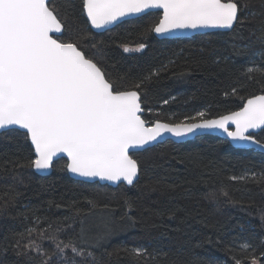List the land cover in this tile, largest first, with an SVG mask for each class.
Returning <instances> with one entry per match:
<instances>
[{
  "label": "snow or ice",
  "instance_id": "6c2138e0",
  "mask_svg": "<svg viewBox=\"0 0 264 264\" xmlns=\"http://www.w3.org/2000/svg\"><path fill=\"white\" fill-rule=\"evenodd\" d=\"M77 7L86 31L106 29L125 17L158 10V21L146 28V32L158 37L185 31L231 32L237 25L251 23L257 15L248 11L253 7L252 0H78V5L75 0H65L63 7L53 0H0V130H23L24 139L30 142L26 156L5 163L41 172L53 168L62 154L66 160L61 171L86 179L134 187L143 172L154 185L149 187L146 183L144 187L153 195L160 188L174 192L179 185L167 173L142 169L133 150H147L155 142L162 143L165 134L182 138L198 131L218 130L224 137L222 143L240 148L255 146L264 151V142L252 134L253 130L264 129V51L255 54L259 60L254 56L246 65L237 67L233 57L246 54L250 44L241 46L233 42L226 49L214 46L211 39L202 40L195 53L185 59L186 70L173 71L175 61L169 60L123 86L124 76L110 78L106 68L89 55L87 35L68 33L69 19L74 17ZM260 7L264 9V0H260ZM260 15V27L252 35L264 45V12ZM200 34L210 37L214 33ZM122 47L129 53L141 52L147 45ZM91 48L97 49V43L91 44ZM196 70L216 76L227 74L232 83L224 96H238L241 106L212 118L206 111H197L176 122L142 118V92L146 85L162 73L172 71L175 79L183 81ZM253 84L259 85V94L240 95ZM168 103L169 100H163V104ZM168 119L171 121V117ZM179 162L185 163L183 159ZM229 180L264 184V171L259 175H232ZM160 195L164 192L160 191ZM220 196L235 203L226 191H221ZM206 198L218 199L212 192ZM174 200L169 197V203ZM87 203V212L76 208L74 213L80 217L78 231L74 219L71 224L64 222L53 229L51 224L42 227L38 218L24 232L4 237L0 248L4 252L10 248L25 264H33L37 258L38 264H97L94 249L142 222L131 214L135 205L128 200L119 216L108 205L101 207L91 200ZM181 210L175 206L166 211L157 209L155 215L160 221L165 217L174 221ZM68 219L72 217L65 221ZM261 223L264 224V213ZM158 226L151 224L153 228ZM69 232L73 234L60 239L61 233ZM45 242L51 245L50 252L45 249ZM205 244L212 245L213 241L207 238L194 247ZM259 247H264V240ZM239 250L241 254L237 255L235 247L228 248L234 264L264 261V252L257 256V247L251 243L239 245ZM115 251L117 255L123 253L132 264H180L179 253L170 255L162 249L121 246ZM107 255L111 257L112 253Z\"/></svg>",
  "mask_w": 264,
  "mask_h": 264
},
{
  "label": "trees",
  "instance_id": "16d2710c",
  "mask_svg": "<svg viewBox=\"0 0 264 264\" xmlns=\"http://www.w3.org/2000/svg\"><path fill=\"white\" fill-rule=\"evenodd\" d=\"M75 2L78 5V0ZM252 2L253 7L248 11L257 15L251 23L237 25L235 31L217 32L210 37L195 35L188 39L157 40L152 33L146 32V28L158 21V13H149L105 33L96 34L91 30L86 31L78 7L74 17L69 19L68 33L87 35L89 39L86 41V50L89 55L106 68L110 78L115 80L124 76L126 80L123 86L169 60L175 61L173 71L186 70L188 66L185 59L195 53L200 41L208 39L212 40L214 46L226 49L233 42L241 46L250 44L246 54L233 57L236 66L240 67L254 56L259 60L260 57L255 54L264 51V45L252 35L253 30L260 27V13L264 9L260 7V0ZM53 3L63 7L65 0H53ZM93 43H97V49L91 48ZM139 43H145L147 47L141 52L123 51L122 45L134 48ZM231 83L227 74L216 76L202 70L194 71L183 81L175 79L172 71L162 73L159 78H154L152 83L146 85L142 92V118L148 121L160 118L166 122H176L183 120L185 116L195 115L197 111H206L209 118H212L237 110L241 106L239 97L224 96L225 90H231ZM250 93L259 94V85H250L240 95L247 96ZM163 100H169V103L163 104ZM156 113L160 115L156 116ZM255 137L264 142V130ZM222 140L218 137L201 136L180 144L166 141L133 154L134 158L140 160L142 169L154 170L161 175L167 173L179 185L174 192L160 188L156 194L149 195L144 186L146 183L149 187L154 185L148 182V177L143 172L134 187L119 185L112 188L71 180L66 170L61 171L64 160L57 161L51 175L47 177L37 176L29 168H13L5 161L22 159L29 151V143L24 139L23 133L18 131L2 133L0 244L4 243V237L32 227L38 218L42 221V227L46 228L51 224L53 229L62 226L64 222L71 224L74 219L75 229L78 231L80 217H75L74 213L76 208L87 212V201H94L101 207L108 205L116 209V215L119 216L125 210L124 201L128 200L135 205L131 214L142 223L94 249L97 264H132L123 253L116 254L115 250L121 246H143L149 251L162 249L170 255L179 253L180 264H234L228 248L235 247L236 254L240 255L239 245L245 242L257 247L256 255L259 256L260 252H264V247H259L264 240V224L261 223V215L264 213V184L233 182L229 177L244 175L246 172L259 175L264 171V155L253 150L234 149L229 143H222ZM182 159L185 163L179 162ZM189 160L192 162H188ZM160 191L164 195H160ZM221 191L228 192L235 203H229L221 197ZM210 192L215 193L218 199L213 201L206 198V194ZM169 197L175 198L173 203H169ZM173 206L182 209L177 213L176 220L168 221L165 217L160 221L155 215V210L166 211ZM66 217L72 219L65 221ZM153 222L160 226L151 227ZM72 234L61 233L60 239H67ZM207 238H211L212 245L194 247L198 241ZM217 241L220 243L217 244ZM44 247L51 251V245L47 242ZM108 252L112 253L111 257L107 255ZM38 260L39 258L33 261V264H38ZM0 264L25 262L10 248L7 252L0 248Z\"/></svg>",
  "mask_w": 264,
  "mask_h": 264
},
{
  "label": "water",
  "instance_id": "95a60500",
  "mask_svg": "<svg viewBox=\"0 0 264 264\" xmlns=\"http://www.w3.org/2000/svg\"><path fill=\"white\" fill-rule=\"evenodd\" d=\"M149 13H159L158 10H149L148 11V14ZM147 15V14H146ZM145 15H140V16H129V17H125L122 19L121 22L115 24V25H111V26H108L106 29H91L92 32L96 33V34H100V33H105L113 28H115L116 26H119L120 24L124 23V22H128V21H131V20H135V19H138V18H141ZM89 28H90V25H89ZM200 32H210V33H217V32H222V33H227L229 31H225V30H200ZM200 32H192V31H185V32H177V33H173L172 35L170 36H156L154 33L153 36L157 39V40H164V39H188V38H191L195 35H201ZM144 114V112H143ZM142 114V116H143ZM262 130L264 129H256V130H253L252 131V134L255 136L257 134H259ZM10 131H18L20 133H23V130H19V129H16V128H12V129H4V130H0V135L2 133H6V132H10ZM201 136H212V137H218V138H221L224 140V137H223V134L220 133L218 130H213V131H198L197 133L195 134H191L187 137H182V138H176V137H173L171 136L170 134H165V136L163 137V142H166V141H171L172 143H175V144H180V143H185V142H189V141H193L195 138L197 137H201ZM29 145H30V142L28 141ZM161 142H155L154 145H151V146H147V149H150V148H153L155 146H157L158 144H162ZM229 145L234 148V149H237V150H253L255 152H258V153H261L264 155V151H261L259 148L255 147V146H249L248 148H240V147H236V146H233L231 143H229ZM145 150H133V154L135 153H140V152H143ZM59 160H66V157H62V154H61V157H58L56 158V161H59ZM33 172L37 175V176H41V177H47L49 175H51L52 173V168L49 169V170H45V171H41V172H36L35 170H33ZM67 173V176L71 179V180H74V181H77V182H81V183H86V184H94V183H97L101 186H108V187H112V188H116L117 186L119 185H123L125 187H131V186H128L124 183H119V184H112L110 182H107V181H100L98 178H94V179H86V178H82V177H78V176H75L71 173Z\"/></svg>",
  "mask_w": 264,
  "mask_h": 264
},
{
  "label": "rangeland",
  "instance_id": "374dc122",
  "mask_svg": "<svg viewBox=\"0 0 264 264\" xmlns=\"http://www.w3.org/2000/svg\"><path fill=\"white\" fill-rule=\"evenodd\" d=\"M130 53V52H129Z\"/></svg>",
  "mask_w": 264,
  "mask_h": 264
}]
</instances>
